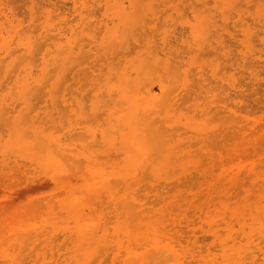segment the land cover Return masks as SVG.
Wrapping results in <instances>:
<instances>
[{
  "label": "rangeland",
  "instance_id": "obj_1",
  "mask_svg": "<svg viewBox=\"0 0 264 264\" xmlns=\"http://www.w3.org/2000/svg\"><path fill=\"white\" fill-rule=\"evenodd\" d=\"M249 1H232L236 8L227 6L229 11L223 9L224 0H163L156 34L144 36L139 43L132 40L130 49L121 50L118 43L104 48L101 36L97 41L85 39L82 60L86 62H81L82 74L75 77L76 70H65L60 77L54 66L49 68L50 75L40 69L46 60L42 59L46 42L53 46L56 38L51 42L38 34L33 37V45L38 47L32 59L42 56L35 63L27 60L22 45L17 46L19 38H14V43L10 40L14 54L7 56L0 48L1 66L5 67H0V182L10 177L12 183L49 181L47 187L0 201V264H111L117 245L127 244L130 237L145 242L144 236L158 234L166 243L176 230H188L192 220L196 226L206 225L194 215L196 206L216 203L210 219L218 222L231 216L229 210L237 207L238 195H249L254 201L261 182L255 185L250 173L264 176V131L252 132L244 117L252 118L264 109V0ZM222 9L229 18L234 16L237 26L230 19L224 26L227 29L223 28ZM59 13L52 15L57 18ZM203 16L216 21L211 45L202 53H184L183 41L192 42L191 25ZM165 32L170 34L172 50L178 49L174 56L182 53L178 60L185 65L183 71L191 73L188 81L194 85L190 88L177 76H183L182 69V73L173 74L177 79L163 71L145 77L144 72L133 70L141 59L146 63H153V58L166 59L162 51ZM111 45L118 48H112L116 54L109 58L105 51ZM36 51L41 55H35ZM174 56L170 58L176 61ZM23 61L32 65L30 75L26 76L28 67L26 72L21 70L26 65ZM200 66L208 78L207 88L213 87L211 93L198 85L195 73ZM3 68L16 71L7 70L6 75ZM122 74L137 81L142 92L152 86L159 96L163 83L176 99L172 106L154 108L148 118L139 112L145 116L140 115L143 122L135 131L146 125L150 129L139 134L141 139L136 138L140 141L137 147L157 149L147 161H141L146 163L144 169L134 164L135 171L123 151V147H134V142L131 144L128 136L131 125H126L132 111L127 96L117 90ZM233 78L241 85L238 96L229 85ZM129 173L138 179L137 183L136 179L130 181L132 187L124 184L131 178ZM235 177L240 183L234 186L231 178ZM130 203L135 207L139 203L137 217ZM128 204L133 205L131 210ZM218 211L225 213L219 216ZM232 225L239 228L235 221ZM197 234L202 236V244L211 243L212 238L200 230ZM257 241L264 248V239ZM123 251H118L117 257ZM262 257L260 253L257 264L263 263ZM124 258H116L117 264Z\"/></svg>",
  "mask_w": 264,
  "mask_h": 264
},
{
  "label": "bare ground",
  "instance_id": "obj_2",
  "mask_svg": "<svg viewBox=\"0 0 264 264\" xmlns=\"http://www.w3.org/2000/svg\"><path fill=\"white\" fill-rule=\"evenodd\" d=\"M232 1L236 2V0H224V4L226 6L223 5V9L231 5L232 7L229 8H236L233 6L235 4L232 3ZM248 2L250 1L248 0ZM79 3L80 5H78ZM162 3L163 0H83L82 2H79V0H0V48L4 49L5 53L7 52V56L9 54H14V50L10 49V46H12V44H10L12 43L10 40H12L14 43L16 39L19 38L18 40L21 41L17 43V46L22 45L24 49L23 47L20 48L22 50H26L27 55H29V58H27V60H35V63L37 62L36 58L38 56H34L33 59L32 56L34 54L35 48H37L38 46L35 47L33 45V37H36V34H38L37 37L40 36L42 39L46 38L49 41L52 38H56V41H54L53 44L51 43L54 46L53 49H51V47L53 46H51L48 41H45L47 46H51L48 48L55 51V54L53 53L54 55H52V51L48 50L47 46L44 47L45 42H43L44 44L41 43V45H43V47L47 49L46 51L42 50L43 47L39 45V51L42 47L41 50L43 51V53H45L43 55L45 58H42V56L40 58L46 59L45 61L43 60L44 65L40 64L41 67L43 66L40 69H43L41 71H44L45 74L44 72L43 74L46 75V73L52 71L49 69L50 66H54L53 69L59 71L60 77L64 75L65 70H70L71 72L76 70L77 72L73 74V76L75 77L82 74V71L80 69L82 65L81 62H86H83L82 60L84 59L82 53L84 49L83 42L86 41L85 39H93L94 41V39L96 40V38L100 39L102 37L101 44L105 46L104 48H107V46L110 44L118 43V47H121V50H128L131 48L132 40L135 43H139L141 42V38H143L144 36L147 37L151 34H156V32L158 31V24H160L162 16ZM229 8L227 9L229 10ZM223 9L222 25L225 29V24L229 25L228 21L230 19L233 20L234 16L229 18L228 16L230 15L227 13L225 15L224 12L227 9ZM57 11H60V13L58 14L57 18H54L52 14L53 12ZM231 15L233 14L231 13ZM240 15V12H238L239 20L241 21L242 17ZM198 19L199 20L196 25H191L190 38H192V42H190V40L183 41V43H186L185 45L183 44V47L187 48V52L183 51L184 53H202L208 46L211 45L210 41L213 37L212 28L216 27V21H213L211 17L207 16L198 17ZM236 22L237 20L234 21V24L237 26ZM183 35L184 33H182L178 38H181V36ZM169 37L170 34H168V32H165L162 38L164 45L162 51L164 52L166 59L157 58L156 60H154V58L152 57L153 63H151L152 58L150 57H147L151 59H148L149 61H151L150 63H146L147 60L145 61L144 59H141V62H139L138 64L136 63L137 65L133 66V70L135 69L134 71L137 74L144 72L145 77H147L152 73L163 71L170 77V75H177L178 73H182L179 71H181L184 64L183 61L178 60V58H183L182 53L174 56L178 53V49L176 48L175 50H172ZM149 42L147 41L146 43ZM169 45V51L167 52L165 51V49ZM115 46L117 47V45H114L113 47ZM113 47L111 45V48L106 49L105 51L106 56H109V58H112L113 53L116 54V52L112 51ZM36 52L35 55L40 54L39 52ZM49 52L51 53V55H49ZM48 55L50 57H53L50 58ZM169 55L174 56L176 61L171 60ZM47 57L49 59H47ZM40 58L39 60H42ZM25 60L26 59H24V61ZM27 60L25 62H29ZM24 61L23 65H26L23 66L24 68L21 67L23 69H19L23 70L24 72V69L28 67L27 71H29H25L27 76L28 73L29 75L31 74V69H33V67H30L29 69V66L32 65H28V63H25ZM43 61H41V63H43ZM2 62L3 59L0 60V67L4 65L3 64L1 66ZM9 65L10 64L6 65V68H8ZM4 68L3 70L7 75L9 73L7 72V70L10 69L5 70ZM12 69L13 71H16V69ZM12 69L10 71H12ZM197 70L198 72H196L195 75L199 78L198 85L202 86L207 94L211 93L213 87L207 88L206 81L208 78L205 72L202 70V67L200 66ZM215 71L216 70L213 71V76H215L216 74ZM187 72L186 70H184L183 76L182 74H180L181 76L179 74L177 76L178 78L183 77L185 84H187L186 86H189L190 88V86H193L194 83H189L190 79H188V76L191 77V73L189 74ZM19 74H21L20 70L18 75ZM48 75L50 74L48 73ZM126 75L127 74H122L121 76L123 77L120 76L121 84L118 85L120 87L117 88V90L118 93L120 92V94H124L125 96H127L126 101L130 105L132 114L130 113V117H127V121L130 118L131 120L129 124L126 125H131L130 128H132V132L136 133L137 131L135 130L137 126L141 125V121L143 122V120L140 118L142 116V114H140L141 111H143V114L146 113L148 118V115L154 108L162 107L165 104L168 106H172L176 102V99L175 97H172V92H170L171 90H166L163 83L160 84V90L162 93L159 96V94L155 91V88L152 86L146 87L145 91L142 92V88L138 86L139 83L137 81H131V79H127V76L129 78V75ZM176 75H173L172 77L176 78ZM255 75H258V73ZM186 80L189 81L187 82ZM133 81L136 83H134ZM222 81L224 80L222 79ZM235 81L236 79L233 78L232 82H230L229 85L236 90V96H238L241 85H239V83ZM25 84L26 83L23 84V87L20 86V88H24ZM27 86L28 85H26V88ZM24 93H27V91ZM260 112L259 115L256 112L257 114L255 113V116L252 118L244 117L248 121V123H251V125L249 123V129L252 132L264 131V109H261ZM233 113L234 118L236 112ZM144 116H142V118ZM144 122H146V120ZM148 129H150V125L142 127V131H138L136 134L129 131V140L130 142L132 141L131 144H133L134 142V147H132L133 145H129V147H126V149L123 147V151L126 150V154L129 160V166H132V169L135 168L133 166L134 164L137 165L136 167L139 168L141 166L140 168L144 169L146 163L141 164V161L143 159L144 161L148 159L157 149V147H137V145H140V141L136 138L138 137L141 139L142 136L145 135V130ZM241 129H244V126L241 127ZM140 133L142 135H140L141 137H139ZM132 137H135L133 139L136 142L132 140ZM168 149H170V147ZM166 151L163 153L166 154ZM169 155L170 154L165 155L166 157L168 156V159L164 156L163 158L165 160H169ZM128 160L126 158V161ZM143 164L145 165L143 166ZM23 169L24 167L22 166L17 170L22 171ZM135 170L136 169H133V171ZM131 173L133 174L132 170ZM252 173L253 172L250 173V176H253V183L257 185L259 182H261V187L257 189L256 195H253L255 197L254 201H251V196L249 195H238L237 197L239 198V203H237V207L235 209L229 210L231 216L221 217L218 222L213 221L212 218L210 219L211 212L215 210L217 206L216 203L209 202L210 204L207 206H196L194 209V215L201 219L203 223H206V225L196 226V224L192 220L187 227L188 230H184V232L176 230V232L171 235L172 237L169 238L170 241L166 243H164L159 239V237H157L158 234H155V236L153 235V238L149 236L152 240L148 238V235L144 236V238L147 237V241L144 239L145 242L141 241L142 243L138 241V236H134L133 238L130 237L127 244L117 245L118 251L124 250L123 252H125V258L122 257L124 259L122 260V262H120V264H257L259 262L258 258L260 253L263 256L262 264H264V248L263 246H259L260 241L256 242L257 239H264V176L261 177L256 173ZM130 176L131 180L126 179L125 181L124 179L126 177L123 178V180L125 181L124 182L122 180L124 184H131L132 180L134 183L135 179L136 183L138 182L137 178H133V176L135 175L132 176L130 174ZM127 177H129L128 174ZM50 180L54 181V179L52 178ZM231 182L234 186L240 183L238 177L231 178ZM133 183L131 184V187L132 185H134ZM47 186H49V181L47 180L29 179L19 183H12L10 177L3 182H0V189L3 192H0V201H7L22 192ZM135 199L133 196L132 201L134 200V203ZM130 204L128 205L131 210V206H133L134 204L131 206ZM137 206H139V203H137L136 207L134 205L135 208H132L133 212L129 210V207L127 205L125 208H128L130 212L136 214L135 216L137 217L138 215H140V212L137 211ZM221 207L224 208L223 211L226 210V205L222 204ZM128 210L127 212L130 213ZM132 213H130L131 216L133 215ZM217 213L219 216H221L225 212L218 211ZM135 216L133 218H136ZM233 221L237 222L239 226L238 229H235L232 225ZM222 225L223 228L221 227ZM198 230L205 234L206 238H208V236L209 239L212 238L211 243L205 242L207 244H202V241H200V238L202 236H199L197 234ZM118 251H116V253L114 254L115 257L111 260V264H117L116 258H119L121 261V255L123 252L121 253V255L119 253L120 257H117Z\"/></svg>",
  "mask_w": 264,
  "mask_h": 264
}]
</instances>
